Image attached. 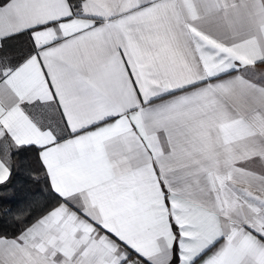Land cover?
I'll return each instance as SVG.
<instances>
[{
	"label": "snow or ice",
	"instance_id": "snow-or-ice-1",
	"mask_svg": "<svg viewBox=\"0 0 264 264\" xmlns=\"http://www.w3.org/2000/svg\"><path fill=\"white\" fill-rule=\"evenodd\" d=\"M22 150L54 203L0 264H264V0H0V184Z\"/></svg>",
	"mask_w": 264,
	"mask_h": 264
},
{
	"label": "trees",
	"instance_id": "trees-1",
	"mask_svg": "<svg viewBox=\"0 0 264 264\" xmlns=\"http://www.w3.org/2000/svg\"><path fill=\"white\" fill-rule=\"evenodd\" d=\"M53 203L54 196L36 152L22 150L15 157L9 181L0 184V234H15L21 220L34 219Z\"/></svg>",
	"mask_w": 264,
	"mask_h": 264
},
{
	"label": "crops",
	"instance_id": "crops-1",
	"mask_svg": "<svg viewBox=\"0 0 264 264\" xmlns=\"http://www.w3.org/2000/svg\"><path fill=\"white\" fill-rule=\"evenodd\" d=\"M30 48L31 45L28 35H20L16 39L8 42L2 54L13 58H19L22 55H26ZM256 168L257 171H259V167L256 166Z\"/></svg>",
	"mask_w": 264,
	"mask_h": 264
}]
</instances>
